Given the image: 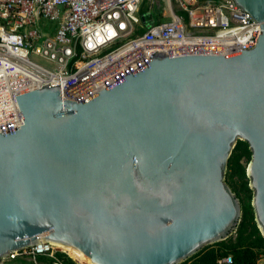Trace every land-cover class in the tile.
<instances>
[{"label": "water", "instance_id": "1", "mask_svg": "<svg viewBox=\"0 0 264 264\" xmlns=\"http://www.w3.org/2000/svg\"><path fill=\"white\" fill-rule=\"evenodd\" d=\"M234 2L260 25L250 50L156 54L81 104L59 87L17 97L23 125L0 134V260L45 235L90 264L183 263L240 221L225 181L238 141L264 238V0Z\"/></svg>", "mask_w": 264, "mask_h": 264}, {"label": "built area", "instance_id": "2", "mask_svg": "<svg viewBox=\"0 0 264 264\" xmlns=\"http://www.w3.org/2000/svg\"><path fill=\"white\" fill-rule=\"evenodd\" d=\"M42 19L58 21L53 37L37 29ZM260 34L234 0H0V134L23 125L17 97L24 93L59 87L63 99L81 104L156 54L228 56L254 48ZM57 253L40 237L2 261L61 264ZM256 258L264 264V249ZM217 264H233L232 256Z\"/></svg>", "mask_w": 264, "mask_h": 264}, {"label": "trees", "instance_id": "3", "mask_svg": "<svg viewBox=\"0 0 264 264\" xmlns=\"http://www.w3.org/2000/svg\"><path fill=\"white\" fill-rule=\"evenodd\" d=\"M142 6H146V4ZM250 159L251 152L248 144L238 141L227 165V169L230 171V180L237 175L242 183L241 190L235 191V189H232V192H236L235 196L241 204V218L235 228L236 238L207 246L181 264H217L219 259L228 255L232 256L233 264H255L257 251L264 249V238L261 236L254 221V213L250 204L252 191L248 188L249 180L246 177V167ZM57 252L66 254L73 261L67 259L64 264H85L63 249Z\"/></svg>", "mask_w": 264, "mask_h": 264}, {"label": "rangeland", "instance_id": "4", "mask_svg": "<svg viewBox=\"0 0 264 264\" xmlns=\"http://www.w3.org/2000/svg\"><path fill=\"white\" fill-rule=\"evenodd\" d=\"M58 27V21H48V20H44L42 19L41 21H39L37 23V29L43 33L44 37H53L55 35L56 29ZM247 169V167H246ZM230 175V171H228V169L225 172V181L227 183V185L231 188V190L235 189V191H239L241 190V181L238 179V176L235 175L232 180H230L229 178ZM247 177V176H246ZM248 179V178H247ZM248 188L249 187V183H248ZM251 190V189H250ZM252 191V190H251ZM236 195V192H233ZM252 196H253V192H252ZM252 200V197H251ZM251 204V202H250ZM240 222V221H239ZM261 234V233H260ZM262 236V235H261ZM263 237V236H262ZM236 238V231L234 229V231L230 234V236L224 240V241H229L230 239H234ZM57 259L59 260V262L61 264H64V261L67 259H70L66 254L59 252L57 255ZM71 260V259H70ZM72 261V260H71ZM2 264H53L52 260H50L49 258L46 257H40V259H36V262L33 261H28V260H19V261H15V262H5L4 260L2 261ZM73 262V261H72ZM76 264V263H75Z\"/></svg>", "mask_w": 264, "mask_h": 264}, {"label": "bare ground", "instance_id": "5", "mask_svg": "<svg viewBox=\"0 0 264 264\" xmlns=\"http://www.w3.org/2000/svg\"><path fill=\"white\" fill-rule=\"evenodd\" d=\"M45 235H42L41 238H44ZM52 245L54 247V249L56 251H59L60 249H63L67 252H69L70 254H72L73 256H75L76 258H78L79 260H81L82 262H84L85 264H90L87 262V260L85 259V257L83 256L82 253L78 252L77 250L73 249V248H70V247H67V246H64V245H61V244H58V243H53L52 242Z\"/></svg>", "mask_w": 264, "mask_h": 264}, {"label": "flooded vegetation", "instance_id": "6", "mask_svg": "<svg viewBox=\"0 0 264 264\" xmlns=\"http://www.w3.org/2000/svg\"><path fill=\"white\" fill-rule=\"evenodd\" d=\"M3 262H2V260H0V264H2Z\"/></svg>", "mask_w": 264, "mask_h": 264}, {"label": "clouds", "instance_id": "7", "mask_svg": "<svg viewBox=\"0 0 264 264\" xmlns=\"http://www.w3.org/2000/svg\"><path fill=\"white\" fill-rule=\"evenodd\" d=\"M59 253V252H58ZM2 260V259H1Z\"/></svg>", "mask_w": 264, "mask_h": 264}]
</instances>
